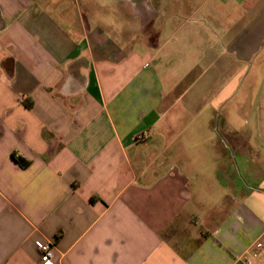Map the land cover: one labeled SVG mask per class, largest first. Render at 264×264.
Returning a JSON list of instances; mask_svg holds the SVG:
<instances>
[{"label": "crops", "instance_id": "crops-1", "mask_svg": "<svg viewBox=\"0 0 264 264\" xmlns=\"http://www.w3.org/2000/svg\"><path fill=\"white\" fill-rule=\"evenodd\" d=\"M54 240L264 264V0H0V264Z\"/></svg>", "mask_w": 264, "mask_h": 264}, {"label": "built area", "instance_id": "built-area-1", "mask_svg": "<svg viewBox=\"0 0 264 264\" xmlns=\"http://www.w3.org/2000/svg\"><path fill=\"white\" fill-rule=\"evenodd\" d=\"M149 136L148 131L142 132L138 137V141H142L144 138ZM263 243H257L254 245L250 257L244 258L243 263L244 264H254V260H256L259 257V253L262 249ZM56 247V241H47L43 244H41L38 248L39 250V262L40 264H55V251Z\"/></svg>", "mask_w": 264, "mask_h": 264}, {"label": "trees", "instance_id": "trees-1", "mask_svg": "<svg viewBox=\"0 0 264 264\" xmlns=\"http://www.w3.org/2000/svg\"><path fill=\"white\" fill-rule=\"evenodd\" d=\"M14 158H15V157H14ZM18 162H20V164H21V166H22L23 168H26V167H27V163H26V162H23V161L21 160V158L18 159Z\"/></svg>", "mask_w": 264, "mask_h": 264}]
</instances>
